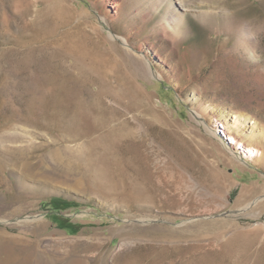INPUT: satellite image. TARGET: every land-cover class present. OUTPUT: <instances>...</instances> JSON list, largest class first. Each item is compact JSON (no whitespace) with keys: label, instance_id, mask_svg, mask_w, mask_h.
I'll return each instance as SVG.
<instances>
[{"label":"rangeland","instance_id":"1","mask_svg":"<svg viewBox=\"0 0 264 264\" xmlns=\"http://www.w3.org/2000/svg\"><path fill=\"white\" fill-rule=\"evenodd\" d=\"M1 130L51 264H264V0H0Z\"/></svg>","mask_w":264,"mask_h":264},{"label":"bare ground","instance_id":"2","mask_svg":"<svg viewBox=\"0 0 264 264\" xmlns=\"http://www.w3.org/2000/svg\"><path fill=\"white\" fill-rule=\"evenodd\" d=\"M114 3V2H113ZM112 3V4H113ZM123 39V38H122ZM124 40V44L127 45V41L126 39H123ZM24 60V59H23ZM27 59H25L26 61ZM20 61V60H18ZM32 61V60H30ZM21 62L23 63V61H20V64ZM29 62V61H27ZM25 63L24 65L25 66H28V63ZM46 62V61H45ZM48 62V61H47ZM16 63H18L16 61ZM29 63H32V62H29ZM33 64V63H32ZM19 65V64H18ZM23 65V64H22ZM22 65H19V66H22ZM35 66V65H34ZM148 67V66H147ZM48 80V79H47ZM42 81V80H41ZM45 81V80H44ZM43 82V81H42ZM47 82V81H46ZM70 87V86H69ZM73 91V90H72ZM68 95V94H67ZM65 94V96H67ZM62 98V96H61ZM69 98V97H68ZM65 99V98H64ZM66 100V99H65ZM59 102H62L60 101L59 99ZM57 102V103H59ZM64 103V102H63ZM62 105V104H61ZM67 107V105H65ZM41 107V106H40ZM63 107H64V104H63ZM65 107V108H66ZM65 108L63 110H65ZM39 109V108H38ZM67 109V112L68 111V108ZM57 110V109H56ZM55 110V111H56ZM59 110V109H58ZM57 110V111H58ZM63 110H60V112L62 113ZM54 111V112H55ZM56 111V112H57ZM47 112V111H46ZM53 112H51L52 114ZM58 113V112H57ZM60 113V114H61ZM64 113H66V111H64ZM56 114V113H53V115ZM59 114V113H58ZM43 115V114H42ZM50 115V114H49ZM63 115V114H62ZM45 116V115H44ZM44 116H42L41 118H43ZM61 117V115H58ZM66 115H64L63 118H65ZM52 117H55L56 116H52ZM47 118L49 120V117L47 115ZM51 118V116H50ZM52 119V118H51ZM6 120V119H4ZM75 120V119H73ZM72 120V121H73ZM62 121V120H60ZM71 121V119H70ZM76 121V120H75ZM6 122V121H4ZM47 124V123H46ZM45 124V125H46ZM5 126V123H1V126ZM48 125H49V122H48ZM63 128V126H62ZM14 138V137H13ZM16 138V137H15ZM18 139V138H17ZM230 141H232V137H229ZM7 140V136H6V133L4 132L3 133V130L0 131V144L3 143L4 141ZM10 140V138H9ZM14 141V140H13ZM9 142V141H8ZM12 142V140H11ZM11 149V148H10ZM14 149V148H13ZM16 150H19V149H16ZM3 153L5 152L4 150H2ZM9 151V150H8ZM8 151L6 150L5 154L3 155H8L7 157H9V160H10V166H16L17 163H18V155L15 154V150H11V152L9 151L10 154H8ZM253 149L251 147H248L247 148V154L249 153L250 155L253 154ZM26 153V152H25ZM2 155V152H0V156L1 158H5L4 156ZM20 155V154H19ZM14 156L15 158H17L16 160L14 159ZM20 157V156H19ZM14 159V160H13ZM21 160V159H20ZM19 160V161H20ZM9 162V161H8ZM1 163V162H0ZM5 163V162H4ZM242 195H243V192H242ZM239 198V197H238ZM244 197L240 196V198L238 199V203H241L243 202V199ZM0 264H51V260L48 256H45L43 255L42 253H40V251H38L36 248H35V245L30 242V241H23V240H20L19 238H16V237H10V236H7V234L5 233H0Z\"/></svg>","mask_w":264,"mask_h":264},{"label":"trees","instance_id":"3","mask_svg":"<svg viewBox=\"0 0 264 264\" xmlns=\"http://www.w3.org/2000/svg\"><path fill=\"white\" fill-rule=\"evenodd\" d=\"M54 201L53 202H55L56 204H59V202H62V201H64V200H62V199H57V198H55V199H53ZM65 202V201H64Z\"/></svg>","mask_w":264,"mask_h":264}]
</instances>
